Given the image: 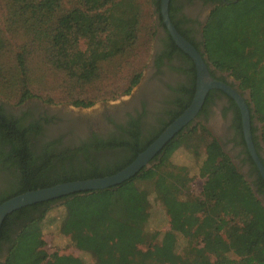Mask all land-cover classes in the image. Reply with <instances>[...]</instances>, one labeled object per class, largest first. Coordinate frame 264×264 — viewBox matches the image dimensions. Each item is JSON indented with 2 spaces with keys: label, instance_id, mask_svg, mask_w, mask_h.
<instances>
[{
  "label": "trees",
  "instance_id": "16d2710c",
  "mask_svg": "<svg viewBox=\"0 0 264 264\" xmlns=\"http://www.w3.org/2000/svg\"><path fill=\"white\" fill-rule=\"evenodd\" d=\"M12 13L23 17L21 26L45 50L49 64L63 71L78 85L95 80L103 62L120 57L136 42L140 23L137 0H10ZM160 11V3L156 2ZM168 15L175 28L190 39ZM161 15V13H160ZM156 26L150 35L155 34ZM4 37L0 31V45ZM201 48L190 41L204 57L210 74L225 81L228 73L248 90L247 105L251 116L262 124L264 141V0H219L209 13L202 31ZM83 41L84 48L79 43ZM166 50L156 59L178 54L185 60L188 75L183 92L173 102L167 121L149 136L140 139L137 125L126 130L127 137L99 143V147L121 148L123 153L113 163L98 165L85 153L76 167H60L49 160L38 167L30 160L27 128L5 114L0 107V178L5 182L0 203L27 190L57 183L102 177L128 165L190 103L195 89V66L192 59L167 38ZM1 47V46H0ZM20 70L18 103L33 96L25 78L22 54L17 55ZM141 71L130 76L128 93L138 82ZM221 76V77H220ZM211 89L202 108L210 99ZM230 100L235 104L232 98ZM92 101L75 99V105L89 106ZM236 121L241 133V118L236 107ZM201 122L186 126L170 139L153 158L128 180L103 190L76 192L52 200L27 205L12 211L0 227V264H86L73 254L47 253L42 237L41 220L47 211L63 207L59 231L69 237L76 249L87 253L94 264H264V205L255 190L237 171L230 157ZM7 146V147H5ZM186 147L196 157H203L200 169L218 176L222 186L206 188L200 194L190 190L189 169L172 163L169 157L179 147ZM45 154V153H44ZM213 159L211 168H205ZM32 165V166H31ZM13 167V168H11ZM6 174H8L6 176ZM264 188V181L259 180ZM258 193L262 189L256 190ZM150 194L163 206L169 227L162 232L149 231ZM182 239L181 246L178 243ZM180 246V247H179Z\"/></svg>",
  "mask_w": 264,
  "mask_h": 264
},
{
  "label": "flooded vegetation",
  "instance_id": "af4514ba",
  "mask_svg": "<svg viewBox=\"0 0 264 264\" xmlns=\"http://www.w3.org/2000/svg\"><path fill=\"white\" fill-rule=\"evenodd\" d=\"M221 1L228 2V0ZM158 2L160 3V0ZM218 4L219 0H169L168 7L170 6L173 20L179 29L202 50L203 27L210 11ZM156 14L157 32L148 72L139 79L128 100L122 104L103 108L95 115L79 116L57 110L51 111L34 100L31 104L26 101L14 106L13 109L0 101V107L5 114L12 115L19 120L18 124L27 128L29 151L27 156L31 161L33 160L32 165L38 167L46 163L49 160L47 157L49 151L52 155L51 162L56 168L76 167L84 160L85 153L98 165L113 163L123 153L122 149L99 147V143L127 137L125 131L132 124V126L137 125L139 138L143 139L161 127L160 121L168 120L169 111L175 107L173 102L176 98L183 97V92L177 89L186 85L188 75L183 71L186 67L185 60L178 54H173L171 57L164 56L161 58V63L156 65V59L166 50L169 36L160 11ZM215 75L219 78L218 74ZM222 75L226 76V83L237 91L247 104L248 90L241 89L238 81L228 73ZM230 98L232 97L225 92L213 91L203 111L199 110L193 123L201 122L205 127H215L213 131L221 149L230 157L237 171L264 202V188L259 181L263 178L248 151L243 130L240 133L237 129L236 107H239ZM249 115L252 143L264 166L262 124L256 117H252L250 112ZM217 116L220 119L215 120ZM0 149L5 148L0 145ZM0 168L6 167L0 165ZM257 189L262 191L258 193ZM4 254V250H0V263L4 260Z\"/></svg>",
  "mask_w": 264,
  "mask_h": 264
},
{
  "label": "rangeland",
  "instance_id": "374dc122",
  "mask_svg": "<svg viewBox=\"0 0 264 264\" xmlns=\"http://www.w3.org/2000/svg\"><path fill=\"white\" fill-rule=\"evenodd\" d=\"M71 1L62 0L64 6H69ZM157 1L137 0L140 6V23L133 47L124 55L103 62L95 80L85 85H78L63 71L57 70L49 64L43 46H40L38 40L31 38L24 31L25 28L21 26L23 17L16 18L12 13V1L0 0V31L4 37L0 45V101L13 109L14 106L26 101L31 104L34 100L51 111L57 110L79 116L95 115L103 108L118 106L127 101L131 91L136 88L138 83L128 93H125L130 76L140 70L141 78L149 69L157 30L153 35L149 33L154 26H157ZM79 45L81 48L85 46L83 41H80ZM20 53L25 64L26 83L34 95L18 103L20 97L18 80L23 73L17 61V55ZM80 98L92 101V103L89 106L75 105L74 100ZM217 117L215 120L220 119L219 116ZM206 129L210 136L203 134V141L199 143L200 152H204L206 141L209 142L212 138L216 139L215 131H213L215 127H206ZM202 159L201 156H194L184 146L177 148L169 157L172 163L184 165L189 169V175L192 177L190 190L194 194H200L206 186H208L206 190L214 186H222L218 176H210L209 171L200 169L199 165ZM212 164L213 159L208 160V165L205 168H211ZM4 184L1 177L0 192L5 189L3 188ZM149 199V218L146 228L149 231L162 232L169 227L168 216L161 203L152 194ZM63 214V207H54L47 211L42 218L40 224L45 250L49 254L53 251L73 254L83 259L86 264H94L89 254L76 249L69 237L60 233L58 226ZM181 240V238L178 240L180 246Z\"/></svg>",
  "mask_w": 264,
  "mask_h": 264
},
{
  "label": "water",
  "instance_id": "95a60500",
  "mask_svg": "<svg viewBox=\"0 0 264 264\" xmlns=\"http://www.w3.org/2000/svg\"><path fill=\"white\" fill-rule=\"evenodd\" d=\"M169 0H160L162 21L173 42L193 61L195 66V89L189 105L163 131L125 167L117 172L102 176L57 183L51 186L27 190L14 195L0 203V227L7 214L33 203L52 200L76 192L103 190L116 186L137 174L142 168L150 167L153 158L178 132L186 126H192L201 109L206 94L210 89H219L228 94L236 102L241 113V125L248 151L255 162L263 180L264 166L258 157L251 139L250 115L244 98L226 82L213 77L196 47L175 28L168 15ZM257 195V194H256ZM257 198L258 195H257ZM260 199V198H259ZM264 205V202L262 201Z\"/></svg>",
  "mask_w": 264,
  "mask_h": 264
}]
</instances>
